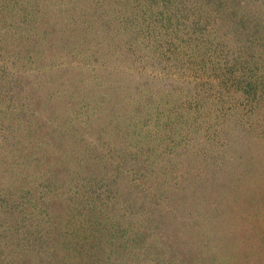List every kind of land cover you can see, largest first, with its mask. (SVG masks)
<instances>
[{"label": "rangeland", "instance_id": "374dc122", "mask_svg": "<svg viewBox=\"0 0 264 264\" xmlns=\"http://www.w3.org/2000/svg\"><path fill=\"white\" fill-rule=\"evenodd\" d=\"M0 264H264V0H0Z\"/></svg>", "mask_w": 264, "mask_h": 264}]
</instances>
